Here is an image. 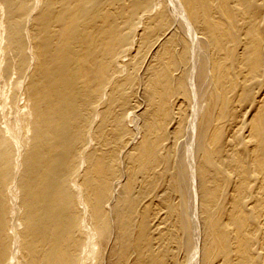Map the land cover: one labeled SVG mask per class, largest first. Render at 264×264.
<instances>
[{
  "label": "bare ground",
  "instance_id": "6f19581e",
  "mask_svg": "<svg viewBox=\"0 0 264 264\" xmlns=\"http://www.w3.org/2000/svg\"><path fill=\"white\" fill-rule=\"evenodd\" d=\"M0 264H264V0H0Z\"/></svg>",
  "mask_w": 264,
  "mask_h": 264
}]
</instances>
